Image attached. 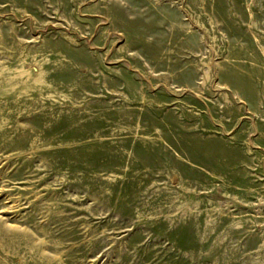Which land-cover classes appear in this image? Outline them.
<instances>
[{
  "label": "rangeland",
  "instance_id": "obj_1",
  "mask_svg": "<svg viewBox=\"0 0 264 264\" xmlns=\"http://www.w3.org/2000/svg\"><path fill=\"white\" fill-rule=\"evenodd\" d=\"M0 264H264V0H0Z\"/></svg>",
  "mask_w": 264,
  "mask_h": 264
}]
</instances>
